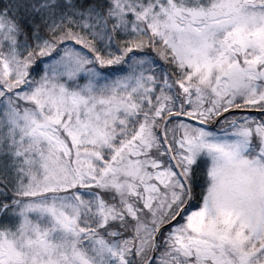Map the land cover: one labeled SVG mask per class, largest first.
<instances>
[{"label": "snow or ice", "instance_id": "snow-or-ice-1", "mask_svg": "<svg viewBox=\"0 0 264 264\" xmlns=\"http://www.w3.org/2000/svg\"><path fill=\"white\" fill-rule=\"evenodd\" d=\"M0 264H264V0H0Z\"/></svg>", "mask_w": 264, "mask_h": 264}]
</instances>
